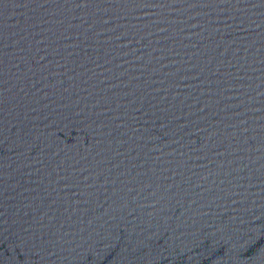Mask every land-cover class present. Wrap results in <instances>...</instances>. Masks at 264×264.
Listing matches in <instances>:
<instances>
[{"label": "water", "instance_id": "95a60500", "mask_svg": "<svg viewBox=\"0 0 264 264\" xmlns=\"http://www.w3.org/2000/svg\"><path fill=\"white\" fill-rule=\"evenodd\" d=\"M0 264H264V0H0Z\"/></svg>", "mask_w": 264, "mask_h": 264}]
</instances>
